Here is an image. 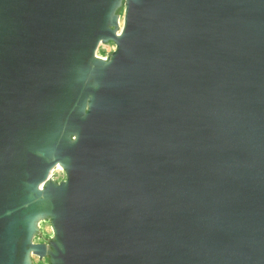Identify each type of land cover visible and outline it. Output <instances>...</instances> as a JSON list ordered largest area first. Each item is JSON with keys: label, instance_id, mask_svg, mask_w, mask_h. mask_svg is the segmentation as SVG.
Wrapping results in <instances>:
<instances>
[{"label": "water", "instance_id": "1", "mask_svg": "<svg viewBox=\"0 0 264 264\" xmlns=\"http://www.w3.org/2000/svg\"><path fill=\"white\" fill-rule=\"evenodd\" d=\"M30 252L264 264V0H0V264Z\"/></svg>", "mask_w": 264, "mask_h": 264}, {"label": "rangeland", "instance_id": "2", "mask_svg": "<svg viewBox=\"0 0 264 264\" xmlns=\"http://www.w3.org/2000/svg\"><path fill=\"white\" fill-rule=\"evenodd\" d=\"M124 8H125V4L124 1L122 3V6H120L118 8V10L116 11V15H118L119 17V28L117 30V32L121 31L122 25H123V17H124ZM115 44L114 42H108L106 44H101V46L98 48L97 51V58L99 57V59L103 60V61H107L111 58V55L113 54V52L115 51ZM91 84V83H90ZM88 104V101H87ZM74 137H71V140H73ZM59 165V164H58ZM66 179V175H65V171H57L55 174V182L57 184L65 181ZM42 208L44 210H42L43 212L37 216V218L35 219V224H36V232L31 240L32 244H43L47 247L48 250H51V244L54 240V231L52 228V219L51 216L49 215L48 212V208L46 207V198L44 196H42ZM28 264H51L50 261V257H45V258H40L37 255L33 254V252H30L29 256H28Z\"/></svg>", "mask_w": 264, "mask_h": 264}, {"label": "bare ground", "instance_id": "3", "mask_svg": "<svg viewBox=\"0 0 264 264\" xmlns=\"http://www.w3.org/2000/svg\"><path fill=\"white\" fill-rule=\"evenodd\" d=\"M122 27H123V25H122ZM120 31L119 32H117V34L118 35H120ZM103 45V44H102ZM101 46V44L99 45V47ZM98 47V48H99ZM96 56H98L97 55V53H96ZM99 58V57H98ZM42 155H44L46 158H48V157H50V152L48 151H42ZM64 163L63 164H59V165H57L56 167H54L51 171H50V175H49V177H48V179H47V181L46 182H44V183H42L41 185H39V187H38V190L39 191H42V190H44L47 186H48V183L49 182H51V181H53V182H55L54 181V179H53V174H54V172L56 171V170H61V171H63L64 170ZM53 231H54V229H53Z\"/></svg>", "mask_w": 264, "mask_h": 264}, {"label": "flooded vegetation", "instance_id": "4", "mask_svg": "<svg viewBox=\"0 0 264 264\" xmlns=\"http://www.w3.org/2000/svg\"><path fill=\"white\" fill-rule=\"evenodd\" d=\"M57 171H61V170H56V171L54 172V174H53V179H55V174H56ZM54 181H55V180H54Z\"/></svg>", "mask_w": 264, "mask_h": 264}]
</instances>
